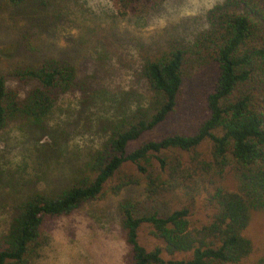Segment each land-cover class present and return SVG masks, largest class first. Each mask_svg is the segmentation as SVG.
Returning a JSON list of instances; mask_svg holds the SVG:
<instances>
[{
	"label": "trees",
	"instance_id": "16d2710c",
	"mask_svg": "<svg viewBox=\"0 0 264 264\" xmlns=\"http://www.w3.org/2000/svg\"><path fill=\"white\" fill-rule=\"evenodd\" d=\"M110 1L120 17L144 15L161 2ZM204 23L188 42L142 58L133 86L143 97L105 122L103 141L66 187L12 206L0 264H28L43 220L71 215L114 178L112 193L141 186L148 206L118 205L124 264H246L250 244L242 232L251 212L264 214V0H222ZM11 77L31 88L19 98L0 75V130L14 118L40 128L58 98L76 89L65 61L17 67ZM125 166L135 173L122 174ZM227 171L232 190L222 186ZM142 227L156 242L150 250L139 243Z\"/></svg>",
	"mask_w": 264,
	"mask_h": 264
},
{
	"label": "rangeland",
	"instance_id": "374dc122",
	"mask_svg": "<svg viewBox=\"0 0 264 264\" xmlns=\"http://www.w3.org/2000/svg\"><path fill=\"white\" fill-rule=\"evenodd\" d=\"M221 1L161 0L144 15L120 17L110 0H24L18 6L0 0V75L7 87L23 97L31 85L16 81L11 72L45 59L70 64L76 82L40 128L14 118L0 130V234L13 205L29 194L66 187L75 169L100 146L105 122L130 111L143 97L133 86L142 58L168 44L188 42L205 27L204 13ZM121 173L135 172L125 166ZM116 183L115 178L108 182L99 198L69 216L45 218L28 264H124L127 248L118 205L129 200L139 202L140 209L148 206L142 205L141 186L112 193ZM222 186L233 189L228 171ZM242 235L250 244L244 262L263 258L264 214L251 212ZM138 240L146 250L156 244L146 227Z\"/></svg>",
	"mask_w": 264,
	"mask_h": 264
}]
</instances>
